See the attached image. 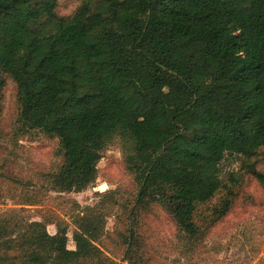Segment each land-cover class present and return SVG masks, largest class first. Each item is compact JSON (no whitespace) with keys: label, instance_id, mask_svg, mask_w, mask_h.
I'll use <instances>...</instances> for the list:
<instances>
[{"label":"trees","instance_id":"1","mask_svg":"<svg viewBox=\"0 0 264 264\" xmlns=\"http://www.w3.org/2000/svg\"><path fill=\"white\" fill-rule=\"evenodd\" d=\"M56 9L57 0H0V81L15 84L22 128L60 143L52 190L88 188L119 138L139 186L129 221L164 201L185 239L201 241L218 221L204 209L225 194L224 216L235 196L221 177L225 157L264 150V0H88L72 17ZM103 210H83L76 250L64 223L52 235L23 210L1 214L0 264H147L134 224L123 263L104 254Z\"/></svg>","mask_w":264,"mask_h":264},{"label":"rangeland","instance_id":"2","mask_svg":"<svg viewBox=\"0 0 264 264\" xmlns=\"http://www.w3.org/2000/svg\"><path fill=\"white\" fill-rule=\"evenodd\" d=\"M86 1L57 0L56 12L72 17ZM0 83V215L23 210L25 218L46 223L52 235L64 223L67 246L76 250L74 232L81 225L83 210L103 205L104 232L98 245L117 263H123L122 235H128L134 224L147 264H264V182L253 175V171L264 175V150L251 161L225 157L220 171L224 184L235 193L231 207L218 216L226 195L217 196L204 211L214 212L218 221L201 241L191 243L176 227L164 201L150 203L138 211L133 223L129 221L127 212L135 206L139 186L127 170L126 150L119 138L103 152L93 184L82 192L53 191L51 176L64 163L60 143L42 131L22 128L15 84L8 76H2ZM234 179L239 183L234 184Z\"/></svg>","mask_w":264,"mask_h":264}]
</instances>
